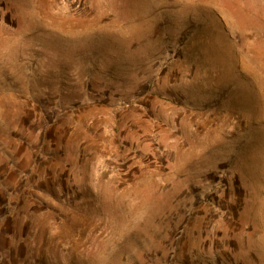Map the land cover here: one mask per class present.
Returning <instances> with one entry per match:
<instances>
[{
	"label": "rangeland",
	"instance_id": "rangeland-1",
	"mask_svg": "<svg viewBox=\"0 0 264 264\" xmlns=\"http://www.w3.org/2000/svg\"><path fill=\"white\" fill-rule=\"evenodd\" d=\"M0 264H264V0H0Z\"/></svg>",
	"mask_w": 264,
	"mask_h": 264
}]
</instances>
